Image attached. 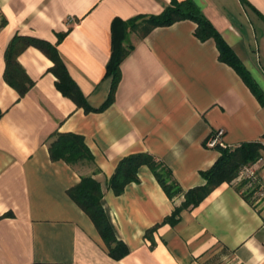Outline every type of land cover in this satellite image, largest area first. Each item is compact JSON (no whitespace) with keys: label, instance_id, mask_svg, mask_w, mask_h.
Returning <instances> with one entry per match:
<instances>
[{"label":"crops","instance_id":"0c3cea01","mask_svg":"<svg viewBox=\"0 0 264 264\" xmlns=\"http://www.w3.org/2000/svg\"><path fill=\"white\" fill-rule=\"evenodd\" d=\"M173 2L0 0V264H264V153L249 166L256 182L237 177L199 206L174 213L222 155L206 147L214 132L225 131L228 150L264 145V103L221 61L214 39L196 36L194 21L144 37L132 30V22ZM193 2L264 97V0ZM16 36L53 46L94 111L64 95L54 61L34 45L15 48L33 82L21 97L5 78ZM122 42L129 54L106 106ZM55 133L82 136L93 162L52 160ZM142 153L169 169L183 193L171 199L144 165L117 194L111 180L120 162ZM83 177L101 185L105 213L129 250L121 259L68 194Z\"/></svg>","mask_w":264,"mask_h":264},{"label":"trees","instance_id":"16d2710c","mask_svg":"<svg viewBox=\"0 0 264 264\" xmlns=\"http://www.w3.org/2000/svg\"><path fill=\"white\" fill-rule=\"evenodd\" d=\"M183 20H191L197 23L198 27L196 29V36L202 41L209 39H214L216 41L217 47L220 51L221 61L232 66L243 77V79L249 83L257 97L262 103H264L263 94L252 83L250 75L240 59L224 41L220 32L202 15L193 0H174L172 6L167 8L160 15L142 19L140 21L136 20L130 25H132L131 28L134 32H137L140 36L144 37L153 29L158 27H168ZM20 44L22 45L20 51H23L31 45L41 48L42 51L54 61L55 65L51 71L58 78L57 87L64 93V95L72 98L79 106L84 107L86 111H94V109L88 105L78 86L68 74L64 63L53 46L44 41L16 36L6 51L7 67L5 78L8 83L20 93L21 97L25 96L33 87V82L28 78L26 72L18 62L20 52L19 50H15V48ZM128 54L129 51L123 46L122 42L114 63L111 65V70L114 75V86L106 106L112 101L113 91H115L121 78V64ZM106 106H104V108ZM1 116L2 113L0 112V118ZM50 139V154L52 160H62L72 166L84 162H93L94 157L85 144L82 136L73 133H55ZM262 151H264V145L255 142L243 144L234 150H222V155L214 166L208 171L203 172V176L207 181L206 184L187 191L185 193V202L182 207L177 208L174 213H179L181 209L199 206L215 189L223 183H231L241 175L240 173L242 170L257 162L262 157ZM144 165L151 168L158 182L171 199L176 195L183 193L182 188L174 179L169 169L157 162L150 154L142 153L128 156L120 162L117 171L111 180V184L117 194L122 193L127 184L138 180V170ZM68 194L94 222L103 239L109 246L111 254L118 259L125 257L129 250L123 242L118 241L116 238L114 229L105 213L102 205L103 192L101 185L92 177H83L78 185L69 190ZM115 243L117 245L113 248L112 245Z\"/></svg>","mask_w":264,"mask_h":264},{"label":"built area","instance_id":"2783aa9c","mask_svg":"<svg viewBox=\"0 0 264 264\" xmlns=\"http://www.w3.org/2000/svg\"><path fill=\"white\" fill-rule=\"evenodd\" d=\"M225 131L224 130H218L214 132L206 141V147L209 149H226L227 146L225 145L223 141ZM245 177L252 180V182H256L257 179V172L255 169L251 167H246L244 169Z\"/></svg>","mask_w":264,"mask_h":264},{"label":"rangeland","instance_id":"374dc122","mask_svg":"<svg viewBox=\"0 0 264 264\" xmlns=\"http://www.w3.org/2000/svg\"><path fill=\"white\" fill-rule=\"evenodd\" d=\"M263 153H264V151H262L261 155H263ZM240 174H241V175H239L238 177H243V179H249V178H246V177H245V172H244V170H242ZM250 180H251V179H250Z\"/></svg>","mask_w":264,"mask_h":264}]
</instances>
